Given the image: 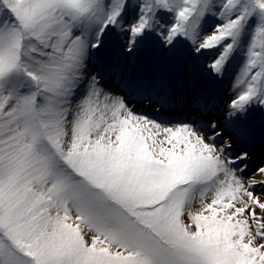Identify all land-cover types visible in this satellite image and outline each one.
Listing matches in <instances>:
<instances>
[{
    "label": "snow or ice",
    "instance_id": "snow-or-ice-1",
    "mask_svg": "<svg viewBox=\"0 0 264 264\" xmlns=\"http://www.w3.org/2000/svg\"><path fill=\"white\" fill-rule=\"evenodd\" d=\"M0 264H264V0H0Z\"/></svg>",
    "mask_w": 264,
    "mask_h": 264
},
{
    "label": "rangeland",
    "instance_id": "rangeland-1",
    "mask_svg": "<svg viewBox=\"0 0 264 264\" xmlns=\"http://www.w3.org/2000/svg\"><path fill=\"white\" fill-rule=\"evenodd\" d=\"M224 87H228V83H226V84L224 85Z\"/></svg>",
    "mask_w": 264,
    "mask_h": 264
}]
</instances>
